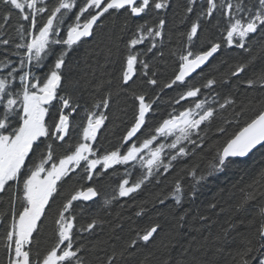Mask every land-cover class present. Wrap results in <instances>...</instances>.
I'll return each instance as SVG.
<instances>
[{
	"label": "snow or ice",
	"instance_id": "1",
	"mask_svg": "<svg viewBox=\"0 0 264 264\" xmlns=\"http://www.w3.org/2000/svg\"><path fill=\"white\" fill-rule=\"evenodd\" d=\"M169 7V0H0V194L9 193L15 185L8 201L10 222L3 236L4 264H91L85 258L86 244L82 234L94 233L103 221L93 217L78 228L74 202L92 201L99 195L94 186H81L68 194L56 210L54 242L41 247L42 218H46L47 210L59 195L61 184L78 173H82L80 180L93 181L105 170L123 165L125 178L119 181L116 193L119 197L132 198V194L138 193L146 184H162L167 179L164 174L174 169V162L190 155L188 145L192 146L191 153L194 154L206 144L207 132L218 117L229 126L235 121L237 130L229 134L224 126H217L215 131L226 139L208 145L214 151L204 171L201 172L198 165L180 169L168 181L166 192L158 193L151 201L153 210L156 204L163 207L169 197L176 205H181L185 195H196V187L201 182L237 166L238 161L234 158L259 153L264 162V63L256 67L257 57L252 54L253 45L249 43L254 36L259 37V59L264 61V0H257L256 4L251 0H204L199 4L198 0H187L183 6L184 18L192 13L196 19L186 33L187 43L181 42L171 53L176 57L175 66L162 83L153 71L154 65L141 56L153 53L157 47L156 38L163 37L167 20L158 10ZM121 10L127 14L122 31L129 28L133 17L156 15L152 21L145 20L135 26L131 38L124 44L126 54L120 55L114 80L121 91L131 89L133 114L124 125L119 144L108 150L101 149L95 142L109 119L103 109L111 106L112 81H97L90 98L92 102L81 96V103L73 95L83 91L80 81L69 79L70 73L66 74L65 69L73 46L94 36L106 15ZM205 25L218 29L221 35L207 39L197 49L193 38H199ZM9 28L15 32L14 36L9 33ZM146 40L150 41V46L138 52L136 46ZM225 45H235L248 52V59L231 65L226 73L214 75L210 72L205 76L202 66L206 67L210 58ZM108 55H112L111 48ZM198 70L200 82L190 83ZM250 70L251 74L245 75ZM241 76L244 79H240ZM233 78L253 95L238 100L229 89ZM137 79L141 87L153 86L159 88V92L138 91L132 87ZM65 84L71 92L64 88ZM174 88L179 91L177 97L172 98V111L150 126V117L156 112L160 94ZM217 89L229 90L222 94ZM189 100L191 103L179 110L181 101L187 103ZM81 108L84 115L74 124V114L79 115ZM228 109H232L231 120L222 115ZM242 116L248 118L241 125ZM74 130L78 131V138L74 144H67V138ZM169 137H172L170 143L159 140ZM57 142H61L60 145ZM57 146L64 147L58 158L55 155ZM165 149H168L167 153ZM137 165L141 175L130 180L128 177L133 172L129 169H136ZM181 174L191 177L187 191ZM257 197L264 201V166L247 185V191L242 190L234 211L245 210ZM110 202L106 200L105 204ZM209 207L215 209L217 205L210 204ZM83 211L81 209V213ZM145 212L146 208L141 205L136 215ZM186 215L185 211L177 218L160 248L147 252L137 264H206L195 258L174 260L171 255L172 242ZM199 220L206 222L208 217L201 215ZM248 225L252 231L243 237L232 264H264V204ZM234 228L235 224L228 222L215 239L227 243ZM162 230L160 222H153L135 231L134 236L123 244L110 245V251L99 247L108 245V241H99L93 249L103 251L104 255L97 257L95 264H130L128 258L140 247L153 244ZM161 249L162 258L153 259L154 252Z\"/></svg>",
	"mask_w": 264,
	"mask_h": 264
},
{
	"label": "trees",
	"instance_id": "2",
	"mask_svg": "<svg viewBox=\"0 0 264 264\" xmlns=\"http://www.w3.org/2000/svg\"><path fill=\"white\" fill-rule=\"evenodd\" d=\"M171 7L167 9L158 10L159 15L166 18V28L162 38L157 37V47L153 49V53H148L146 56H141V59L148 60L153 67V71H156L160 81L166 82L167 78L171 75L175 66L176 57L171 53L175 51L181 44L187 43L186 33L190 29L191 23L196 19V15L189 13L187 19L183 15V6L187 3V0H169ZM204 0H198L199 3H203ZM257 0H251V3L256 4ZM199 11V9L197 10ZM155 13L147 15L142 14L140 17H133L130 21V26L127 30L122 31L121 26L126 19L127 14L121 10L118 13L106 15L102 24L96 28L94 36L84 38L83 42L73 46V50L68 58V68L65 69L66 74L70 73L69 79L80 81V88L83 90L75 92L74 98L80 101V97L83 96L85 100H89L91 103V97L94 93V84L97 81L105 80L112 81V99L110 109H103L109 116V119L105 121V125L98 133V140L95 142L101 149L111 150L113 146L119 144L120 138L123 135L124 125L129 121L133 114L132 104L133 98L131 96V89L127 92L121 91L116 87V81L114 76L119 69V60L121 53L126 54L124 49L125 42L131 38L135 31L137 24L143 23L145 20L152 21L155 18ZM215 23V21H213ZM15 24V20H13ZM9 33L15 35V32L9 28ZM184 34L183 36L181 34ZM221 33L216 28H209L208 25L204 26V30L200 32L199 38L194 37V43L196 48L202 44H205L207 39L213 37H219ZM259 37L254 36L249 43L253 45L252 54L257 57L256 67L259 68L260 63V47L258 43ZM150 46V41H145L144 44L137 45L136 50L143 52L146 47ZM111 48L112 55H108V49ZM249 53L242 49H238L235 45L228 47L223 46L214 58H212L206 67H203V73L207 76L210 72L214 75L226 73L231 65L243 62L247 60ZM47 69L45 68L44 71ZM200 70L194 74L190 83H198L201 80ZM251 70L245 75H250ZM240 79H244L241 76ZM133 88L140 90H149L159 92V88H153V86L141 87L139 79L132 85ZM64 88L71 92V89L67 84ZM229 89L237 97V99H243L245 96H251L253 93L251 90H247L245 85H241L240 81L233 78L229 84ZM229 89H217V91L223 92ZM179 89L167 90L160 94V101L156 107L155 114L150 117V126H154L155 121L160 120L162 117L167 116L172 111L174 105H172V98L177 97ZM63 94V93H62ZM100 97L97 95L96 99ZM191 103L181 101L179 110L187 107ZM232 109H228L222 115L231 120ZM83 108H81L79 115L74 114L73 123H78L83 117ZM247 116L240 117V123L247 119ZM224 126L227 129V133H232L237 130L238 126L233 121L231 126L223 124L222 120L218 117L213 123L211 128L207 132L206 144L201 145L200 149H197L194 154L191 153L192 146L188 145L190 155L182 158H178V162H174V169H170L164 176V182L157 185L155 182L146 184L142 187V190L138 193L132 194V198L119 197L116 193L117 185L119 181L124 177L125 167L114 166L113 169L105 171L102 175L94 177L93 181H88L86 178L80 180L79 176L82 173H78L70 180H66L61 184L59 195L51 203V207L47 210L46 218H42L43 224L41 227L40 243L41 247H47L54 242V219L57 208L68 196L70 192L81 186H94L98 189L99 195L96 199L89 202H74L75 215H77L79 223L86 224L91 218L95 217L98 220H102L103 223L98 225L95 232L92 234L83 233V242L86 244L85 258L95 264L97 257H103L104 252L99 249L94 250L93 245L98 244L99 241H108V245H99L105 251H110V245L113 243L120 245L134 236L135 231L147 227L153 222H160L163 225V230L157 236L156 241L153 244L142 246L136 251V254L129 257L130 264H137V262L144 258L147 252L160 248L162 240H166L169 229L176 224L177 218L187 212L184 221L177 229L178 235L171 245V255L174 260L184 259L185 261H191L195 258L198 261H204L206 264H232V257L235 254L238 246L244 236L249 235L252 228L249 227L248 221L251 220L259 211L261 204L264 201L259 197L255 201L249 202V206L240 212L234 211V205L241 198L242 190L247 191V185L251 183L252 178L256 175L261 166H264V162L261 160L259 153L250 155L247 158H234L238 161L237 166L229 168L223 172H219L210 177L207 181L201 182L196 187V195H185L182 199L181 205H176L175 200L169 197L165 201V205L162 207L159 204L155 205L153 210L154 197L162 192H166V186L168 181L182 168H192L193 166H199L201 172L204 171L207 161L211 159L213 150H210L208 145H214L217 141L220 143L226 139V136L221 135L215 131L217 126ZM203 127V126H202ZM78 138V131H73L69 138H67V144H74ZM144 137L141 136V139ZM171 140H166V143H170ZM61 142H57L60 145ZM186 143V142H185ZM67 145L65 144V147ZM64 152V147H56V157L58 158ZM168 152V149H165ZM133 172L130 180H135L141 175L139 166L136 169H129ZM183 175V182L185 190L189 189L191 184V177ZM12 191V190H11ZM6 193L3 198L0 199V212L3 215L9 217V205L10 193ZM116 197L113 199V197ZM111 201L105 204V201ZM147 202V203H145ZM210 204H216L217 207L212 209ZM143 205L146 208L145 213L137 216L136 213L140 211V206ZM81 209H84L81 213ZM224 209V211H221ZM157 213H160L158 215ZM206 216L208 220L200 221L199 216ZM231 218V219H230ZM9 219V218H8ZM243 221V223H240ZM228 222L235 224V228L230 231L228 242L217 241L215 238L222 234V229L227 227ZM119 225V227H117ZM3 236L0 233V264H4L5 253L3 250ZM112 239H109V238ZM116 237H120L116 240ZM143 245V242H141ZM187 248L188 252L185 253L184 249ZM217 249H221L217 251ZM183 254V255H182ZM163 256V250L155 251L153 259H159Z\"/></svg>",
	"mask_w": 264,
	"mask_h": 264
},
{
	"label": "flooded vegetation",
	"instance_id": "3",
	"mask_svg": "<svg viewBox=\"0 0 264 264\" xmlns=\"http://www.w3.org/2000/svg\"><path fill=\"white\" fill-rule=\"evenodd\" d=\"M199 71V70H198ZM183 110V109H182ZM122 167H125L123 165H121ZM99 167V166H98ZM107 171V170H105ZM104 172L101 173V175L103 174ZM100 176V175H99ZM98 177V176H96ZM15 188V185H13V189ZM13 189H10L9 191L13 190ZM6 193H3V194H0V199L3 198V196L5 195ZM83 202H89V201H83ZM17 209L20 210V207H19V202H17ZM7 217V219L5 218ZM9 218V219H8ZM10 222V214H9V217L7 215H3V213L0 212V233L4 234L5 232V227L6 225Z\"/></svg>",
	"mask_w": 264,
	"mask_h": 264
},
{
	"label": "rangeland",
	"instance_id": "4",
	"mask_svg": "<svg viewBox=\"0 0 264 264\" xmlns=\"http://www.w3.org/2000/svg\"><path fill=\"white\" fill-rule=\"evenodd\" d=\"M159 140H160V142H164V143H166L164 138H159ZM166 140H172V137H169V138H167ZM170 142H171V141H170Z\"/></svg>",
	"mask_w": 264,
	"mask_h": 264
},
{
	"label": "water",
	"instance_id": "5",
	"mask_svg": "<svg viewBox=\"0 0 264 264\" xmlns=\"http://www.w3.org/2000/svg\"><path fill=\"white\" fill-rule=\"evenodd\" d=\"M211 59H212V58H210V60H211ZM207 64H208V63H207ZM203 67H205V66H202V68H203ZM96 198H97V197H94L93 199H96Z\"/></svg>",
	"mask_w": 264,
	"mask_h": 264
}]
</instances>
